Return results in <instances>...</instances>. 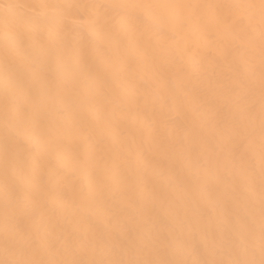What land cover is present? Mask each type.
<instances>
[{
    "label": "bare ground",
    "instance_id": "6f19581e",
    "mask_svg": "<svg viewBox=\"0 0 264 264\" xmlns=\"http://www.w3.org/2000/svg\"><path fill=\"white\" fill-rule=\"evenodd\" d=\"M0 264H264V0H0Z\"/></svg>",
    "mask_w": 264,
    "mask_h": 264
}]
</instances>
